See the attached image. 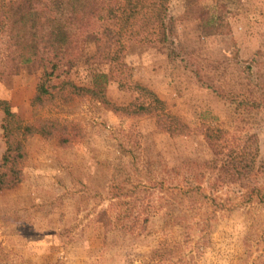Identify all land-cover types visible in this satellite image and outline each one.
Here are the masks:
<instances>
[{"label": "rangeland", "instance_id": "obj_1", "mask_svg": "<svg viewBox=\"0 0 264 264\" xmlns=\"http://www.w3.org/2000/svg\"><path fill=\"white\" fill-rule=\"evenodd\" d=\"M168 15L165 45L127 39V85L81 90L108 67L90 44L39 107V68L13 72L0 33V100L36 129L0 191V264H264V0Z\"/></svg>", "mask_w": 264, "mask_h": 264}, {"label": "trees", "instance_id": "obj_2", "mask_svg": "<svg viewBox=\"0 0 264 264\" xmlns=\"http://www.w3.org/2000/svg\"><path fill=\"white\" fill-rule=\"evenodd\" d=\"M168 19V0H0V33L6 36L4 43L9 52L6 61L15 73L24 65H35L40 70L33 100L37 107L53 95L51 81L59 77L58 71H69L77 65L90 44L95 52L87 57V62L96 59L108 69L91 67L92 87L81 90L103 96L112 79L127 85L121 56L127 39L138 43L149 39L153 44L165 45ZM138 88L152 100L149 107L159 110L161 117L167 115L163 100L146 87ZM0 109L5 114L3 130L7 144L0 167L1 191L21 181L23 140L36 129L19 120L6 100H0ZM181 127L179 124L177 128Z\"/></svg>", "mask_w": 264, "mask_h": 264}]
</instances>
